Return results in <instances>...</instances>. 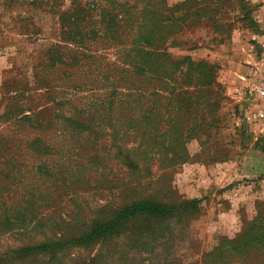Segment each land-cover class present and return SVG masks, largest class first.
Instances as JSON below:
<instances>
[{"label":"rangeland","instance_id":"obj_1","mask_svg":"<svg viewBox=\"0 0 264 264\" xmlns=\"http://www.w3.org/2000/svg\"><path fill=\"white\" fill-rule=\"evenodd\" d=\"M95 3L106 6V0H0V213L7 208L3 219L9 218L0 229V260L12 257V264H38L42 259L36 253L18 260L9 252L69 231L63 222L76 220L77 205L79 218L87 220L90 210L107 215L123 204L126 195H133L166 205L197 204L189 214L163 221L149 218L146 224L160 238V246L150 254L126 252L127 241L119 237L110 243L118 245L111 250L98 252V245L90 244L58 255V262L66 264L72 257L92 260V256L104 264L207 262L204 256L218 243L242 239L253 218L264 215V125L248 119L264 61L247 75L239 94L226 87L221 64L227 62L222 58L226 53L214 56L215 62L208 52L218 45L220 51L227 50L243 0H164L165 10L182 4L174 16L182 17L185 26L175 38L176 46L167 50L169 56L217 66L222 94L212 114L214 121L185 141L183 162L163 167L158 153L150 152L134 171L114 158L117 146L122 152L136 146L130 138L119 135L112 144L106 127L93 143L69 139L70 132L59 136L60 126H67L66 117L106 114V109L90 111V103L108 90L101 85L106 83L103 78L109 82L117 75L120 45L115 36L111 42L96 39L78 44L60 35L61 27L67 26L60 21L64 13L72 20L78 11L88 10L77 28L100 29L103 37L98 17L90 11ZM204 112L198 111L196 123L207 121ZM111 113L115 118L124 114L116 109ZM189 117L183 119L184 128L192 126ZM67 143L73 146L69 149ZM89 156L102 160L101 167L88 169ZM136 226L132 222L129 229L137 230ZM232 257L230 264H239L237 256ZM248 257L249 263L253 261L252 254Z\"/></svg>","mask_w":264,"mask_h":264},{"label":"trees","instance_id":"obj_2","mask_svg":"<svg viewBox=\"0 0 264 264\" xmlns=\"http://www.w3.org/2000/svg\"><path fill=\"white\" fill-rule=\"evenodd\" d=\"M164 4V0H106V6L93 4L90 11H94L98 17V23L103 28V37L99 35L100 29L92 28L89 32H83L77 28L83 18L87 17L88 10L78 11L72 20H69L72 16H66L64 13L60 20L62 26L67 25L60 29L63 38H70L81 44V40L95 43L96 39H104L111 42L115 36L120 49L118 65L114 68L117 73L115 79L107 82L106 76L103 78L106 83L101 85L105 84L104 88L108 90L99 100L91 102L89 107L93 112L106 109V114L100 117L95 114H88L85 118L81 117V114L74 118L66 117L64 120L67 126H60L59 136L63 137L70 132L69 139H85L87 142L91 139L93 143L97 141L99 134L103 136L102 128L106 127L110 130L108 137H112V144L120 140L119 135L130 138L136 146L124 152L117 146L114 158L119 160L121 166L131 171L138 168V164L142 162L140 159L147 157L150 152L158 153L163 167L171 166L173 162H183L186 155L185 141L195 136L196 129L197 133L202 132L201 126H208L214 121L212 114L216 111L222 94L221 85L217 81V66L208 65L203 61L193 63L187 57L174 60L169 56L167 50L176 46L175 38L180 36L185 26L182 17L174 16L180 11L182 4L168 10L164 9ZM247 8L244 2L242 7L238 6L239 16L236 15L235 18H248ZM234 13L236 14V11ZM191 26L194 24L189 25ZM63 29H66V32ZM83 29H87V26ZM58 60L59 58L56 59ZM56 105L60 106V102ZM111 109L124 114L115 118ZM200 109L205 111L207 121L196 123L200 119ZM170 112L172 116L169 115ZM186 117L193 122L191 127L184 128L183 119ZM95 123H98V126H94ZM66 146L70 149L73 145L67 143ZM101 161L97 157L89 156L86 165L88 169L97 170L101 167ZM75 173L76 171L71 175ZM57 182L66 186L64 179ZM121 201L123 204L109 210L107 215L90 210L87 214L90 219L87 220L79 218L81 207L77 205L76 220L63 222L69 231L59 237L16 248L9 254L22 260L29 253H36L42 259L38 264H61L57 256L67 253L69 249L85 248L93 244L98 245V252L104 248L111 250L110 247L118 245L114 243L111 246L110 243L116 242L119 237L127 241L126 252L150 254L160 246L157 243L160 238L157 237L158 234L154 235L146 224L149 218L163 221L172 216L189 214L197 204L196 201H182L166 205L154 203L148 198L138 199L133 195H126ZM7 212L8 209L5 208L4 212L0 213V229L8 222V217L3 219ZM132 222L142 228L136 226L137 230L133 227L129 229ZM84 227L87 229H82ZM248 254L255 257L250 263ZM233 255L240 260L239 264H264V215H256L253 218L242 239L218 243L211 253L204 256L207 262L202 261V264H230ZM91 258L94 259L72 257L66 264H96L93 263L96 258L97 264L105 263L100 257ZM13 260L12 257L2 259L0 264H12ZM128 263L126 261L122 264ZM155 264L166 263L160 261Z\"/></svg>","mask_w":264,"mask_h":264},{"label":"crops","instance_id":"obj_3","mask_svg":"<svg viewBox=\"0 0 264 264\" xmlns=\"http://www.w3.org/2000/svg\"><path fill=\"white\" fill-rule=\"evenodd\" d=\"M243 2L248 7L246 14L248 20L234 19L226 41L227 50L220 51L222 45L216 46L213 51L208 50L209 58L215 62L217 59L214 56L221 57V54L226 53L222 58L227 59V62H221L224 63L222 72L227 82L226 87L239 94L247 75L264 61V0H243ZM231 85L234 88H231Z\"/></svg>","mask_w":264,"mask_h":264},{"label":"built area","instance_id":"obj_4","mask_svg":"<svg viewBox=\"0 0 264 264\" xmlns=\"http://www.w3.org/2000/svg\"><path fill=\"white\" fill-rule=\"evenodd\" d=\"M255 99L254 108L250 111L248 119L256 124L264 125V75L258 80L253 88Z\"/></svg>","mask_w":264,"mask_h":264}]
</instances>
